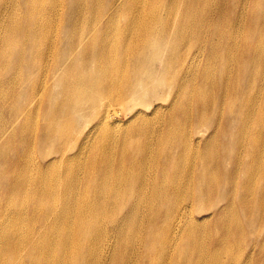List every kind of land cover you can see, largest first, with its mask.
I'll list each match as a JSON object with an SVG mask.
<instances>
[{
    "label": "bare ground",
    "instance_id": "bare-ground-1",
    "mask_svg": "<svg viewBox=\"0 0 264 264\" xmlns=\"http://www.w3.org/2000/svg\"><path fill=\"white\" fill-rule=\"evenodd\" d=\"M254 2L0 0V264H264ZM223 126L244 144L221 157L233 188L215 178Z\"/></svg>",
    "mask_w": 264,
    "mask_h": 264
},
{
    "label": "rangeland",
    "instance_id": "rangeland-1",
    "mask_svg": "<svg viewBox=\"0 0 264 264\" xmlns=\"http://www.w3.org/2000/svg\"><path fill=\"white\" fill-rule=\"evenodd\" d=\"M257 3V0H255V2H254V5ZM228 19V18H227ZM226 18H218V20H222V21H225V20H227ZM229 20V19H228ZM218 29H220L221 31H223V29H224V26H218ZM235 35V37H237L238 38V40H243L245 37H246V34H245V31H244V28H242V29H240V30H238V31H236V33L234 34ZM225 36H228V37H230L231 36V32L230 31H227V33H226V35ZM245 40V39H244ZM240 45H244L243 43L242 44H240ZM240 45H238L237 47H236V51H239V52H242L241 51V49H237ZM250 49H252V48H254V46H251V47H249ZM247 56H249L250 57V62H251V56H250V50H247V52H246V56L245 57H247ZM260 59H263V60H261V61H263L264 62V56L262 55L261 57L259 56V58H258V60H260ZM257 60V61H258ZM242 62V61H241ZM255 72H259V70H255ZM219 75H220V71H219ZM225 112H227V117H228V111L226 110ZM123 115V114H122ZM120 116L119 118L120 119H125L126 117L123 115V116ZM161 116L162 115H160V116H157V117H155L154 119H152V124H154V125H158V123L160 122V120H161ZM220 117V114L218 115V118ZM210 118V116L208 117V119ZM211 118H212V116H211ZM210 118V120H213L214 121V119H211ZM227 119V118H226ZM206 120H204L203 122H205ZM189 130H191V129H189ZM188 129L186 130V132L187 133H190V131H189ZM225 130V127L223 126L222 127V131L221 132H219L218 133V137H216L214 140H213V146H214V157H217L218 156V172H217V174H216V176H215V178L217 177L218 178V181H219V179H220V174L221 173H223V184L227 187V188H233V187H235L236 185H235V183L233 182V180H227V179H225V167H227V165H228V170L229 169H231V164H232V162H231V160L229 159V158H227L226 160H223V159H221V157L225 154V153H227V152H229L230 151V148H229V146H230V143H234V144H236V145H238V149L237 150H239L240 149V147L242 146V145H244L242 142H236V141H234L233 142V135L231 134L230 135V138L229 139H224L225 138V133H223V131ZM203 133H204V131H203ZM207 134H208V132H207ZM194 135H195V133H194ZM193 136V135H192ZM209 136H210V134H208V139H209ZM196 137V136H195ZM194 142L195 143H197V140L194 138ZM203 144V143H202ZM215 145H217L216 147H215ZM233 145V144H232ZM201 147H202V145H201ZM218 148V149H217ZM169 150V147L165 144V139L163 138L162 140H161V138H160V144H159V146H156V151H155V156H157L158 157V162H156V161H152L151 163H149L146 167H145V169H144V172H143V174H151V173H153V171H155L154 170V168H155V166L156 167H159L160 166V164H159V162H160V156L161 155H163V153H165L166 151H168ZM246 151H243V154L245 153ZM183 156V155H182ZM190 158H191V155H189L188 153H184V156L182 157V158H180V161L178 162V160H177V165L178 166H181V167H186V166H191V167H194V166H197V164L195 163V161L194 160H191L190 161ZM221 160L223 161V171H221ZM175 162V161H174ZM183 167V168H184ZM242 168L241 167H239V170H241ZM189 171H193V170H189ZM178 183H180V184H182V188L184 189V194H188L189 193V190H191V189H193L194 187H197V181L195 182V180H190L188 177H185V176H181L180 178H179V182ZM253 195V194H252ZM252 195H248V196H246V198H247V201H249L251 198H252ZM182 203V208L184 207V205H185V203H183V202H181ZM198 206V205H197ZM196 206V207H197ZM23 207H24V205H23V203L22 204H20V209L22 210L23 209ZM195 207V209H194V211L195 212H197L198 210H197V208ZM218 208H219V206H218ZM212 220H213V223H216L217 221H218V218L217 219H211L210 221L212 222ZM211 222H209L208 224H206L205 225V227L208 229V232L210 231V229H211V225L209 226V224L211 223ZM22 225H25V226H22V228H24V227H26L28 224H22ZM258 237L260 238V239H264V233H260L259 235H258ZM231 252H232V254H234L235 256L236 255H238L239 254V248L237 247V245L236 246H232L231 245V249H229ZM259 250V247L257 248V251ZM24 256V252H22L21 253V257H23ZM167 258L168 257H166V259L165 260H167Z\"/></svg>",
    "mask_w": 264,
    "mask_h": 264
}]
</instances>
